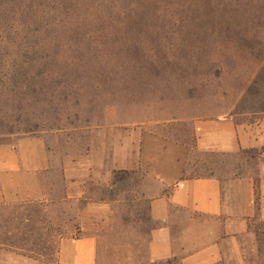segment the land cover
<instances>
[{
	"label": "rangeland",
	"instance_id": "374dc122",
	"mask_svg": "<svg viewBox=\"0 0 264 264\" xmlns=\"http://www.w3.org/2000/svg\"><path fill=\"white\" fill-rule=\"evenodd\" d=\"M225 117H264V0H0V140H43L54 189L0 206V245L22 264H60L61 239L82 236V210L104 202L99 264H149L166 165L253 174L260 208L264 149L195 148L194 122ZM219 264H264L259 214Z\"/></svg>",
	"mask_w": 264,
	"mask_h": 264
},
{
	"label": "crops",
	"instance_id": "0c3cea01",
	"mask_svg": "<svg viewBox=\"0 0 264 264\" xmlns=\"http://www.w3.org/2000/svg\"><path fill=\"white\" fill-rule=\"evenodd\" d=\"M196 150L236 158L264 149V117L239 123L234 117L194 122ZM264 158V151H263ZM50 153L37 137L0 140V206L43 200L52 196ZM161 193L149 200V213L156 224L149 241V258L180 264H219L224 245L236 250L248 222L258 214L264 220V200L257 204L253 174L183 177L171 165L158 167ZM264 195V163L260 169ZM109 206L89 203L79 221L82 236L66 237L59 243L60 264H99V239L109 219ZM30 259L9 253L0 245V264H22ZM130 264H140L137 262Z\"/></svg>",
	"mask_w": 264,
	"mask_h": 264
},
{
	"label": "trees",
	"instance_id": "16d2710c",
	"mask_svg": "<svg viewBox=\"0 0 264 264\" xmlns=\"http://www.w3.org/2000/svg\"><path fill=\"white\" fill-rule=\"evenodd\" d=\"M151 236V235H150ZM150 241V240H149ZM148 252H149V245H148ZM176 261V258L173 259V260H168V261H165V262H153L149 256H148V259H147V262L149 264H173L174 262Z\"/></svg>",
	"mask_w": 264,
	"mask_h": 264
}]
</instances>
